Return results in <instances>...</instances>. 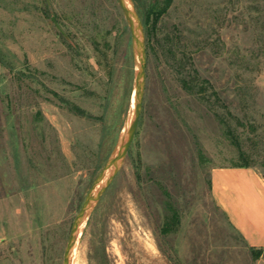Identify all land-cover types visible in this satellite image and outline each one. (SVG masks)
I'll list each match as a JSON object with an SVG mask.
<instances>
[{"label": "rangeland", "instance_id": "rangeland-1", "mask_svg": "<svg viewBox=\"0 0 264 264\" xmlns=\"http://www.w3.org/2000/svg\"><path fill=\"white\" fill-rule=\"evenodd\" d=\"M130 2L147 52L141 118L71 261L264 264L212 197L215 168L264 178V0ZM136 73L117 0H0V264H63L126 134Z\"/></svg>", "mask_w": 264, "mask_h": 264}, {"label": "crops", "instance_id": "crops-1", "mask_svg": "<svg viewBox=\"0 0 264 264\" xmlns=\"http://www.w3.org/2000/svg\"><path fill=\"white\" fill-rule=\"evenodd\" d=\"M212 197L246 244L264 252V178L254 168H215Z\"/></svg>", "mask_w": 264, "mask_h": 264}, {"label": "water", "instance_id": "water-1", "mask_svg": "<svg viewBox=\"0 0 264 264\" xmlns=\"http://www.w3.org/2000/svg\"><path fill=\"white\" fill-rule=\"evenodd\" d=\"M117 2L124 13L126 20L129 23L133 46L135 54L137 55V73L135 85L136 106L134 109V113L132 114L131 122L127 127L126 134L123 136L119 147L116 149L114 154L102 169L97 180L90 189L80 212L74 220L70 232L69 241L65 250L63 264H70V259L77 243V238L81 226L88 220L94 206L107 191L116 175L118 174L122 163L126 159L134 141L143 109L147 52L143 34L141 31V25L133 7L132 9L128 8L125 0H117Z\"/></svg>", "mask_w": 264, "mask_h": 264}, {"label": "trees", "instance_id": "trees-1", "mask_svg": "<svg viewBox=\"0 0 264 264\" xmlns=\"http://www.w3.org/2000/svg\"><path fill=\"white\" fill-rule=\"evenodd\" d=\"M171 0H168V2H170ZM232 117H234L233 116V114H232ZM238 123L241 125L242 123H241V121H238ZM229 134H230V136H231V138L232 139H234V140H237V137L235 136V134H234V132H233V130H232V128H231V126H229ZM241 156H242V158H244V153H241ZM233 167H240V168H252V166L249 164V163H244V164H239V165H235V166H233ZM253 251H257V252H263L262 250H257V249H254V248H251Z\"/></svg>", "mask_w": 264, "mask_h": 264}, {"label": "bare ground", "instance_id": "bare-ground-1", "mask_svg": "<svg viewBox=\"0 0 264 264\" xmlns=\"http://www.w3.org/2000/svg\"><path fill=\"white\" fill-rule=\"evenodd\" d=\"M126 2V1H125ZM129 3H130V5H127V3H126V5L128 6V8H130V9H132V3L130 2V0H129ZM135 106H136V95H135V98H134V101H133V105H132V112H131V118H132V114L134 113V109H135ZM131 118H130V121H129V124H130V122H131ZM128 124V125H129ZM82 227V226H81ZM81 229V228H80ZM80 232V231H79ZM74 251V250H73ZM73 254V253H72ZM72 257V256H71ZM70 264H77V260H76V258H75V255H74V257L72 258V261H71V259H70Z\"/></svg>", "mask_w": 264, "mask_h": 264}]
</instances>
